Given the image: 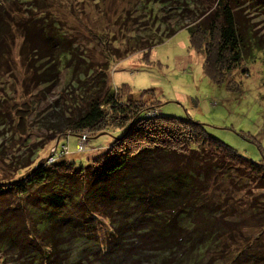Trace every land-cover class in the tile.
I'll use <instances>...</instances> for the list:
<instances>
[{"label": "trees", "instance_id": "trees-1", "mask_svg": "<svg viewBox=\"0 0 264 264\" xmlns=\"http://www.w3.org/2000/svg\"><path fill=\"white\" fill-rule=\"evenodd\" d=\"M174 1L179 0H144L142 8L150 6L151 16L155 2L165 8ZM243 1L184 6L191 12L188 22L180 23L182 13L168 31L188 30L189 49L204 57V74L233 91L240 87L235 72L246 67L254 50H263L264 61ZM49 6L47 0H0V77L9 67L17 29L29 82L48 92L68 68L67 91L76 110L70 116L61 110L52 124L58 135L30 146L11 176L0 180V264H264V205L256 198L240 214L251 216L261 231L244 247L227 245L218 258L207 257L218 245L205 233L227 219L232 190L253 184L264 197V162L238 154L190 117L158 115L156 101H143L148 90L137 99L128 84L111 88L105 67L93 60L82 59L83 76L78 74L75 51L61 49L59 23ZM110 128L123 132L85 166L65 158V140L52 161L39 157L54 139ZM159 156L175 158L174 165L145 170V161L157 163ZM223 177L232 182L221 192L214 178Z\"/></svg>", "mask_w": 264, "mask_h": 264}, {"label": "rangeland", "instance_id": "rangeland-1", "mask_svg": "<svg viewBox=\"0 0 264 264\" xmlns=\"http://www.w3.org/2000/svg\"><path fill=\"white\" fill-rule=\"evenodd\" d=\"M47 1L51 15L59 23L61 49H71V46L75 51L73 57L79 64L78 74L85 65L82 59L93 60L105 67L111 88L128 84L133 98L137 99L143 90H148L143 101H156L158 115L190 117L203 123L209 135L223 141L238 154L254 162H264L263 50H254L245 60L246 67L235 72L234 81L240 82V87L233 91L225 84H214L204 74V57L189 49L188 30L180 29L169 35L182 13L185 20L180 23L188 22L191 12L187 13L184 6L196 8L205 0H179L165 5V8L155 2L151 16L150 6L142 8L144 0ZM243 2L249 16L248 26L257 45L264 48V0ZM178 8L182 11H177ZM13 34L9 67H4L7 72L0 77V180L11 176L18 160H24L31 153L30 146H41L49 137L58 135L52 124L61 110L64 116H70V111L75 110L74 103L70 104L73 96L67 91L68 68H62L58 84L50 91L39 90L41 87L29 82L26 73L21 55V32L14 29ZM64 96L67 109L63 105ZM122 132L119 128H110L89 136L82 152L78 151L80 135L69 134L66 139L61 137L46 143L38 154L49 158L51 152L55 154L61 150L65 140L68 146L65 158L78 166H85ZM159 159L154 163L149 157L144 164L145 170L162 163L172 166L176 160L163 156ZM240 180L238 177L236 182ZM214 181L220 182L215 187L221 188V192L224 187H231L228 182L232 181L227 177L214 178ZM254 186L244 184L240 190H232L233 198L226 202L227 219H219L205 230L206 236L213 235L218 245L215 252L206 254L207 257L218 258L227 245L228 249L242 248L261 231L251 216L240 214L254 198L258 205H264V197L261 199L256 195L260 192ZM122 264H132V260Z\"/></svg>", "mask_w": 264, "mask_h": 264}, {"label": "built area", "instance_id": "built-area-1", "mask_svg": "<svg viewBox=\"0 0 264 264\" xmlns=\"http://www.w3.org/2000/svg\"><path fill=\"white\" fill-rule=\"evenodd\" d=\"M152 115H154V110L153 111H151V113H148L147 114V117L148 116H152ZM88 138V130L87 129H85V130H83L81 133H80V140H79V143H78V151L79 152H82V150H84V143H85V141H86V139ZM62 149L66 152L67 151V149H68V146L67 145H63L62 146ZM55 151V149H52V151ZM81 150V151H80ZM56 152V151H55ZM52 153V152H51ZM50 153V155L48 156L49 158H47L49 161H52L53 160V154H54V152H53V154H51Z\"/></svg>", "mask_w": 264, "mask_h": 264}, {"label": "water", "instance_id": "water-1", "mask_svg": "<svg viewBox=\"0 0 264 264\" xmlns=\"http://www.w3.org/2000/svg\"><path fill=\"white\" fill-rule=\"evenodd\" d=\"M58 140V139H57ZM58 142V141H57Z\"/></svg>", "mask_w": 264, "mask_h": 264}]
</instances>
